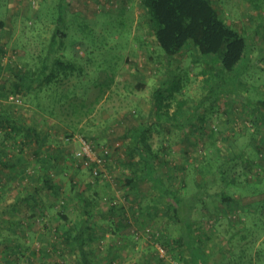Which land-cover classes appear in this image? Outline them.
<instances>
[{
    "label": "rangeland",
    "instance_id": "rangeland-1",
    "mask_svg": "<svg viewBox=\"0 0 264 264\" xmlns=\"http://www.w3.org/2000/svg\"><path fill=\"white\" fill-rule=\"evenodd\" d=\"M59 1L0 0V264H80L65 236L79 227L83 196L93 264H187L165 200L142 178L129 186L140 173L132 130L147 124L158 172L194 203L209 264H264V0H212L249 43L240 75L219 78L192 48L169 63L139 0H65L50 58L71 62L70 75L58 69L49 83L12 92L10 68L44 60ZM168 74L181 87L171 97L161 87L159 119L153 91ZM85 146L92 159L109 153L97 177L82 162ZM221 192L235 202L226 206ZM147 226L157 239L141 233Z\"/></svg>",
    "mask_w": 264,
    "mask_h": 264
},
{
    "label": "trees",
    "instance_id": "trees-1",
    "mask_svg": "<svg viewBox=\"0 0 264 264\" xmlns=\"http://www.w3.org/2000/svg\"><path fill=\"white\" fill-rule=\"evenodd\" d=\"M139 4L144 11L145 21L151 36L156 45L163 50L169 63L175 56L192 48L199 56L204 59H210V61L206 60L207 63H214V66H210L209 69L217 75V78L222 77L225 73L232 72L236 76L240 75L238 69L241 63L247 60L248 39L220 18L212 0H139ZM57 6L59 25L51 36L44 60L36 70L27 68L17 71L10 68V72L15 79V83L11 87L12 92H20L22 88L28 91L37 82H40V85L46 81L49 83L52 79L59 76L58 69L62 70L64 77L70 75L68 72L73 67L71 62H64L60 58H50L56 47L57 38L60 35H64L63 32H60V27L64 26L66 16L67 6L65 0H60ZM179 82L180 80L178 79L172 80L170 74H168L166 79L160 83V86L153 91V102L159 119L166 105L163 104L165 95L160 93L161 87L168 86V96L171 97L174 92L180 90ZM149 126L150 124L146 126L139 125L132 130L133 150L139 159L137 165L140 167V173L133 174L129 178L131 179L128 180L129 186L137 189V180L142 178L151 188H154L159 196L165 200L169 218H175L176 221L181 223V233L178 238L185 251H187V264H209L210 255L206 256L207 254L202 248L200 239L193 232L194 222L191 220L190 214L194 203L190 200H184L176 189L168 185V180L171 178L170 174L163 177L158 172L154 162V155L151 153L150 145L147 144L146 133ZM108 156L109 153H106L105 155L102 154L101 157L106 162ZM236 156L240 157L243 154L241 152ZM222 162L219 163L217 171L224 165L226 160ZM91 166L93 170L96 166L95 162L91 163ZM221 171L220 169L219 172ZM97 176L98 174L94 175V177ZM208 181V179H204L200 182V198ZM53 188L57 190L54 185ZM195 197L197 200L199 199L198 196L195 195ZM220 197L228 207L235 202L229 194L224 192H221ZM82 199V216L79 227L74 229L73 232L68 230L65 237L75 248L80 264H93L91 259L92 252L88 245L89 237L87 235L91 217L89 213L90 202L85 200L84 196ZM60 216L66 219L63 214H60ZM134 231L133 235L135 237L136 232ZM142 231L141 233L146 235L147 239H157V236L154 237V232L148 226L144 227ZM138 237L139 234H137L136 238ZM158 247L166 251L159 244Z\"/></svg>",
    "mask_w": 264,
    "mask_h": 264
},
{
    "label": "built area",
    "instance_id": "built-area-1",
    "mask_svg": "<svg viewBox=\"0 0 264 264\" xmlns=\"http://www.w3.org/2000/svg\"><path fill=\"white\" fill-rule=\"evenodd\" d=\"M16 101H18L19 99H15ZM83 151L85 152V156H83L82 158V162H83V164L84 165H89L90 163H94L95 162V164H96V166L98 167V166H101V164H103V162H104V159H102V157H95L94 159H92V158H90L89 157V155H88V146H85L84 148H83ZM105 153H108V151L107 150H104V154ZM87 155V156H86ZM89 161H91L90 163H89ZM95 166V167H96ZM95 167H94V169H93V175H96L97 174V170L95 169ZM158 251H160V252H164L163 251V249L162 248H159L158 249Z\"/></svg>",
    "mask_w": 264,
    "mask_h": 264
},
{
    "label": "crops",
    "instance_id": "crops-1",
    "mask_svg": "<svg viewBox=\"0 0 264 264\" xmlns=\"http://www.w3.org/2000/svg\"><path fill=\"white\" fill-rule=\"evenodd\" d=\"M246 1V0H245ZM248 1H252V0H248Z\"/></svg>",
    "mask_w": 264,
    "mask_h": 264
}]
</instances>
